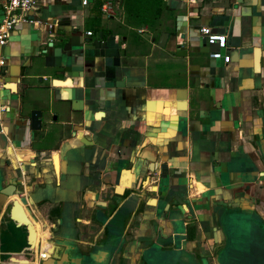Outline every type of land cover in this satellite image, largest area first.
Wrapping results in <instances>:
<instances>
[{
  "label": "crops",
  "instance_id": "0c3cea01",
  "mask_svg": "<svg viewBox=\"0 0 264 264\" xmlns=\"http://www.w3.org/2000/svg\"><path fill=\"white\" fill-rule=\"evenodd\" d=\"M34 1L0 45V172L42 254L62 203L37 188L58 152L72 233L97 264H232L223 223L264 221V0H164L153 29L128 25L121 0L111 16L103 0ZM203 26L227 35L230 62Z\"/></svg>",
  "mask_w": 264,
  "mask_h": 264
},
{
  "label": "water",
  "instance_id": "95a60500",
  "mask_svg": "<svg viewBox=\"0 0 264 264\" xmlns=\"http://www.w3.org/2000/svg\"><path fill=\"white\" fill-rule=\"evenodd\" d=\"M168 34L164 33L160 37L159 44L164 45ZM34 98L27 95L25 107L34 102ZM31 131L40 130L42 128L43 115L40 109H32L30 112ZM55 152L53 156V166L56 172V178L46 183V187L37 188L44 196L43 199H49L53 202H60L62 212L59 218L58 229L48 238V246L45 248L44 256H42L41 240L37 236V227L34 219L31 217L28 209L24 207V199H17L15 193L20 183L10 182L5 185L8 179V172H0V264H39V254L42 257V264H97L95 256L88 255L84 247L77 241L74 227L77 219V212L75 205L68 200V195L64 191L67 182L64 176L61 175V167H57ZM58 186L57 195L48 190L49 184ZM55 187V188H56ZM120 188H117L119 191ZM118 222H109L106 224L108 235L118 239L122 232H114ZM227 234V240L230 239L231 244L227 243L225 252L228 257L226 262L231 260L232 264H244L256 262L264 264V221L260 220H246L244 214L234 215L229 222H224ZM119 231V230H118ZM174 236H170L167 244L178 245L180 234L183 232L177 231L176 224H173ZM184 234V233H183ZM107 236H103V238ZM178 236V237H177ZM251 238V239H249ZM114 238L110 241L114 243ZM243 240V241H240ZM157 244V243H156ZM95 247L91 244L89 251ZM244 252L239 254L236 250ZM172 252V251H171ZM241 256L240 258L237 256ZM230 256V257H229ZM146 259V257L144 256ZM229 258V260H227ZM231 258V259H230ZM253 261V262H252ZM226 264V263H225Z\"/></svg>",
  "mask_w": 264,
  "mask_h": 264
},
{
  "label": "built area",
  "instance_id": "2783aa9c",
  "mask_svg": "<svg viewBox=\"0 0 264 264\" xmlns=\"http://www.w3.org/2000/svg\"><path fill=\"white\" fill-rule=\"evenodd\" d=\"M34 3V0H2L4 15L0 21V45H3L7 42V39L10 37L13 28L18 22H34V20H30L26 16L27 13L32 9ZM83 4H88V0H83ZM102 10L108 16H111L114 13V1L103 0ZM49 27H52V25ZM200 31L206 37V40L209 44L218 46V49L212 52L210 56L215 59H224L226 63L230 62V54H224L223 52L228 47L227 35L215 33L209 26L201 27ZM92 33V31L88 32L89 35ZM42 256H44V254H42Z\"/></svg>",
  "mask_w": 264,
  "mask_h": 264
},
{
  "label": "trees",
  "instance_id": "16d2710c",
  "mask_svg": "<svg viewBox=\"0 0 264 264\" xmlns=\"http://www.w3.org/2000/svg\"><path fill=\"white\" fill-rule=\"evenodd\" d=\"M121 1L128 25L136 27L145 25L151 29L156 27L162 13L164 0ZM96 4H98V6L100 5L98 2Z\"/></svg>",
  "mask_w": 264,
  "mask_h": 264
},
{
  "label": "rangeland",
  "instance_id": "374dc122",
  "mask_svg": "<svg viewBox=\"0 0 264 264\" xmlns=\"http://www.w3.org/2000/svg\"><path fill=\"white\" fill-rule=\"evenodd\" d=\"M227 243L230 245L231 244V242H230V239L229 240H227ZM236 252L237 253H239V254H243L244 252H242V251H240V250H236ZM237 255V254H236ZM238 256V255H237ZM239 258L241 257V256H238ZM253 262V261H252Z\"/></svg>",
  "mask_w": 264,
  "mask_h": 264
},
{
  "label": "flooded vegetation",
  "instance_id": "af4514ba",
  "mask_svg": "<svg viewBox=\"0 0 264 264\" xmlns=\"http://www.w3.org/2000/svg\"><path fill=\"white\" fill-rule=\"evenodd\" d=\"M56 207H54L53 209H51V210H54ZM39 264H42V257H41V259H40V262H39Z\"/></svg>",
  "mask_w": 264,
  "mask_h": 264
}]
</instances>
